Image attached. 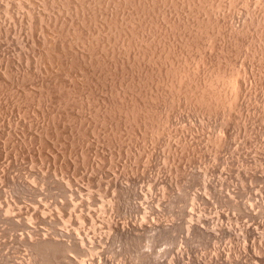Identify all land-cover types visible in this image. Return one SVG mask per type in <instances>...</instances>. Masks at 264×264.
I'll list each match as a JSON object with an SVG mask.
<instances>
[{"label": "rangeland", "instance_id": "1", "mask_svg": "<svg viewBox=\"0 0 264 264\" xmlns=\"http://www.w3.org/2000/svg\"><path fill=\"white\" fill-rule=\"evenodd\" d=\"M0 264H264V0H0Z\"/></svg>", "mask_w": 264, "mask_h": 264}, {"label": "bare ground", "instance_id": "2", "mask_svg": "<svg viewBox=\"0 0 264 264\" xmlns=\"http://www.w3.org/2000/svg\"><path fill=\"white\" fill-rule=\"evenodd\" d=\"M177 74V73H176ZM233 80V79H232ZM233 84V83H232ZM232 86V85H231ZM235 86V85H234ZM236 88V87H235ZM205 98V97H204ZM217 98V97H216ZM202 103V102H201Z\"/></svg>", "mask_w": 264, "mask_h": 264}]
</instances>
